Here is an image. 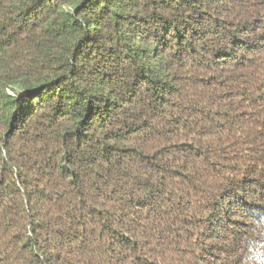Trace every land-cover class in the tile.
Instances as JSON below:
<instances>
[{
  "label": "trees",
  "instance_id": "trees-1",
  "mask_svg": "<svg viewBox=\"0 0 264 264\" xmlns=\"http://www.w3.org/2000/svg\"><path fill=\"white\" fill-rule=\"evenodd\" d=\"M0 264H264V0H0Z\"/></svg>",
  "mask_w": 264,
  "mask_h": 264
},
{
  "label": "rangeland",
  "instance_id": "rangeland-1",
  "mask_svg": "<svg viewBox=\"0 0 264 264\" xmlns=\"http://www.w3.org/2000/svg\"><path fill=\"white\" fill-rule=\"evenodd\" d=\"M237 1H240V0H237Z\"/></svg>",
  "mask_w": 264,
  "mask_h": 264
}]
</instances>
